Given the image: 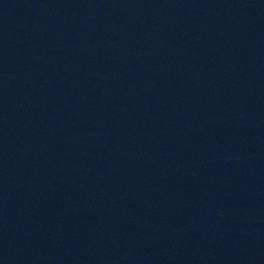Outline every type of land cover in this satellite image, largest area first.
I'll list each match as a JSON object with an SVG mask.
<instances>
[{
  "label": "water",
  "instance_id": "1",
  "mask_svg": "<svg viewBox=\"0 0 264 264\" xmlns=\"http://www.w3.org/2000/svg\"><path fill=\"white\" fill-rule=\"evenodd\" d=\"M0 264H264V0H0Z\"/></svg>",
  "mask_w": 264,
  "mask_h": 264
}]
</instances>
